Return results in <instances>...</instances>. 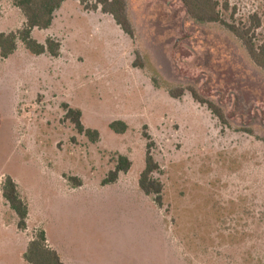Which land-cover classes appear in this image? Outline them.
<instances>
[{
    "label": "rangeland",
    "instance_id": "1",
    "mask_svg": "<svg viewBox=\"0 0 264 264\" xmlns=\"http://www.w3.org/2000/svg\"><path fill=\"white\" fill-rule=\"evenodd\" d=\"M125 1L133 37L68 0L48 30L33 32L61 44L58 59L22 43L0 58V264H27L38 230L48 245L99 263L120 250L119 264H264V70L227 27L257 14L264 41V0H218L214 23L193 20L181 0ZM23 23L13 0H0V33ZM65 105L98 142L77 132ZM117 120L126 133L110 130ZM143 132L160 167L161 206L139 188ZM118 155L131 169L103 185ZM7 176L29 209L24 231L2 200Z\"/></svg>",
    "mask_w": 264,
    "mask_h": 264
},
{
    "label": "trees",
    "instance_id": "2",
    "mask_svg": "<svg viewBox=\"0 0 264 264\" xmlns=\"http://www.w3.org/2000/svg\"><path fill=\"white\" fill-rule=\"evenodd\" d=\"M67 0H13V5L22 14L24 23L20 29L6 33H0V58L7 60L13 56L22 43L27 52L33 56L48 54L53 58H58L61 54V44L55 39L48 37L44 43L36 40L33 30H47L51 27L55 13ZM78 1L85 10H100L103 14L111 16L122 31L133 37V28L127 14L125 0H74ZM189 16L199 23L221 22L220 3L218 0H181ZM229 10L228 4L223 6ZM235 11L232 13L234 18ZM246 24H228L227 27L244 45L251 60L264 70V41L258 43L255 34L261 26V20L257 14L248 18ZM138 61L135 62V65ZM153 83L159 88L156 81ZM170 97L178 99L183 96V89H167ZM193 98L199 103H206L196 94ZM209 109L221 120L225 121L222 111L215 105L208 104ZM66 118L72 122L79 134L85 135L91 142L100 140L97 130L85 128L81 122L82 113L80 110L70 108L65 105ZM109 128L116 134H124L128 130V125L121 120L113 121ZM143 137L147 140L145 153V168L139 178V188L146 196H153L157 205H162L163 185L154 177L159 172L160 167L155 161L152 153L154 143L148 133L143 132ZM132 166V162L125 156L118 155L115 169L110 171L103 180V185L114 183L121 173H127ZM80 186V183H78ZM2 196L9 204L10 208L17 216V228L20 231L27 229L29 209L22 199L16 182L7 176L1 184ZM24 260L28 264H64L59 254L52 249L47 242L44 230H38L29 241L24 253Z\"/></svg>",
    "mask_w": 264,
    "mask_h": 264
},
{
    "label": "crops",
    "instance_id": "3",
    "mask_svg": "<svg viewBox=\"0 0 264 264\" xmlns=\"http://www.w3.org/2000/svg\"><path fill=\"white\" fill-rule=\"evenodd\" d=\"M68 1V0H67ZM66 1V2H67ZM74 1V0H73ZM66 2H64L63 3V5L66 3ZM78 2V1H77ZM62 5V6H63ZM62 6H61V8H62ZM60 8V9H61ZM59 9V10H60ZM58 10V11H59ZM57 11V12H58ZM88 11V10H87ZM98 11H100V10H97V11H95V12H98ZM56 12V13H57ZM94 12V11H93ZM101 12V11H100ZM56 13H55V15H56ZM102 13V12H101ZM54 19H55V17H54ZM53 22H54V20H53ZM35 30H37V29H35ZM48 30V29H47ZM33 32H34V30H33ZM32 35H33V33H32ZM48 38V37H47ZM46 38V39H47ZM45 39V40H46ZM40 42V41H39ZM45 42V41H44ZM44 42H40V43H44ZM29 53V52H28ZM16 54V53H15ZM30 54V53H29ZM44 55H46V54H44ZM44 55H41V56H36V58H39V57H42V56H44ZM61 55V54H60ZM33 56V55H32ZM51 57V56H50ZM60 57V56H59ZM58 57V58H59ZM52 59H58V58H53V57H51ZM12 178V177H11ZM13 180H14V178H12ZM15 182H16V180H14ZM16 184H17V182H16ZM18 185V184H17ZM19 189V188H18ZM2 200H4V202H5V207H6V209L8 208V209H11L10 207H9V204L6 202V200L3 198V196H2ZM144 201H146V200H144ZM154 202V201H153ZM154 204H155V202H154ZM1 223H2V219H1ZM130 228H132L131 226H130ZM46 233V232H45ZM61 235V234H60ZM62 237H64L63 235H61ZM46 237H47V234H46ZM47 242H48V237H47ZM29 243V242H28ZM28 243H27V245H26V247H25V251H26V248H27V246H28ZM48 244H49V242H48ZM50 246V245H49ZM52 249H54L58 254H59V256H60V258H61V260H62V262L64 263V264H106L105 262H102V263H99V262H93L91 259H89L87 256H84V255H82V253L83 252H81V251H76L77 249H74L73 248V246L72 247H68V251L66 252V254H65V252L63 253L61 250H59V249H57V248H54V247H52V246H50ZM117 252V258L115 257V259L113 260L114 262H112V263H109V264H119V261H121V260H119L120 259V257L121 258H123L122 256H121V253H123L122 251H120V250H118V251H116ZM25 253V252H24ZM23 258H24V254H23ZM117 260V261H116ZM25 261V260H24ZM26 262V261H25ZM27 263V262H26ZM28 264V263H27ZM121 264H123V263H121Z\"/></svg>",
    "mask_w": 264,
    "mask_h": 264
}]
</instances>
